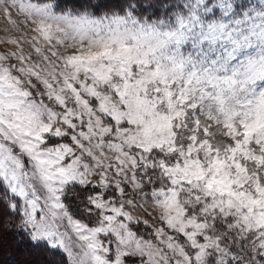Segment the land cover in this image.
Returning <instances> with one entry per match:
<instances>
[{
    "label": "snow or ice",
    "instance_id": "6c2138e0",
    "mask_svg": "<svg viewBox=\"0 0 264 264\" xmlns=\"http://www.w3.org/2000/svg\"><path fill=\"white\" fill-rule=\"evenodd\" d=\"M90 7L105 11L81 31L92 32L99 63L111 71L108 80L89 79L85 87L92 84L98 94L85 92L83 98L101 117L100 127H110L105 139L123 143L117 129L127 128V137L142 127L129 120L140 100L190 108L189 115L205 105H232L246 107V116L264 117V0H99ZM105 97L123 119L111 115L112 107L101 108L109 103ZM49 119L0 85V264H264V226L247 228L232 216L224 218L214 243L209 241L217 225L208 217L212 228L173 227L164 244L153 226L126 216L115 199L128 198L130 180L101 187L91 151L74 150V140L86 145L91 137L45 127ZM57 122L69 131L77 123L76 117L70 125ZM87 123L78 125L81 133ZM140 193L145 200L161 199L147 184ZM135 204L133 199L129 207Z\"/></svg>",
    "mask_w": 264,
    "mask_h": 264
},
{
    "label": "rangeland",
    "instance_id": "374dc122",
    "mask_svg": "<svg viewBox=\"0 0 264 264\" xmlns=\"http://www.w3.org/2000/svg\"><path fill=\"white\" fill-rule=\"evenodd\" d=\"M97 18L56 9L48 2L25 0L21 5L0 0V85L50 116L45 127L91 137L86 145L74 140V150L91 151L96 161L92 170L100 174L101 187L107 183L122 187V181L130 180L128 187L136 195L129 192L128 198L115 199L126 216L153 226L164 244L172 240L173 227L212 228L213 219L208 217L217 225L209 243L219 238L228 216L247 228L264 226V117L244 115L246 107L205 105L199 114L191 110L189 115L190 108L159 107V102L148 106L140 100L131 106L129 120L142 127L127 137L123 135L127 128L117 129L123 143L104 138L110 127L106 122L100 127L101 117L83 98L85 92L98 94L92 84L85 87L89 79L95 78L93 83L110 79L111 68L99 63L102 53L91 43L92 32L81 31L85 21ZM105 100L109 103L101 108L107 112L112 104L109 97ZM111 115L124 118L118 107H112ZM73 117L77 123L72 131L57 122L59 118L70 125ZM85 120L88 130L81 133L78 125ZM145 184L161 199L145 200L140 193ZM133 199L136 204L129 207ZM81 203L78 198V206ZM199 217L205 219L198 222ZM133 226L142 236H151L143 224Z\"/></svg>",
    "mask_w": 264,
    "mask_h": 264
},
{
    "label": "trees",
    "instance_id": "16d2710c",
    "mask_svg": "<svg viewBox=\"0 0 264 264\" xmlns=\"http://www.w3.org/2000/svg\"><path fill=\"white\" fill-rule=\"evenodd\" d=\"M37 2L52 3L53 7L63 11L88 14L91 16L99 17L105 10L97 12L94 8L90 7L91 4L99 2V0H33Z\"/></svg>",
    "mask_w": 264,
    "mask_h": 264
}]
</instances>
